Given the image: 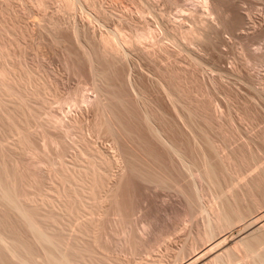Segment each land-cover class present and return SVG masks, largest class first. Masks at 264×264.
Listing matches in <instances>:
<instances>
[{"label":"rangeland","instance_id":"rangeland-1","mask_svg":"<svg viewBox=\"0 0 264 264\" xmlns=\"http://www.w3.org/2000/svg\"><path fill=\"white\" fill-rule=\"evenodd\" d=\"M78 1L76 0V3ZM206 1L208 2L206 3L203 0H135V2L134 0H89L88 3L90 2V4L87 5V0H83L79 1L82 3L75 4L74 10L64 12L59 8L61 5L60 0H0V13L2 12L0 14V22L2 24H0L3 25L4 22H8L7 24L10 28L15 24L16 26H14L17 28L14 27L13 30L18 33L21 32L20 35L24 31L26 34L28 33V37L23 40L12 29L10 30L12 32L7 34L8 37L6 36V38L8 40L9 38L13 39V41L9 40L13 43L10 50L13 49L15 55L11 52L12 56L8 60H13L12 62L14 63L10 60L8 62L6 59L7 65L11 66V64L14 65L19 62V64L24 66H22L24 69H31L30 72L33 70L34 74L37 73L35 74L36 78H40L41 80H39L43 81L50 90L45 99L47 101L43 99L44 102L41 98L40 101L37 96H30L32 97L30 98L25 94L30 92L25 91L29 85L23 89L24 91L19 89V93L25 92L23 95L29 98L26 99L24 97L26 99L25 103H28V105L25 104L26 109L23 112L28 119L25 115L23 117L22 112L13 111L14 105L12 103L13 106H9L11 104L6 105L9 106L11 111L8 107H3L9 109L3 111L5 113L9 111L6 115L10 116L14 113L12 118L16 117L14 119L17 124L19 122L18 125L25 118L28 122L26 125L25 120L21 123L22 126L24 123V127L28 126L29 128L25 127L27 131L24 130V135L26 134L27 138H23L25 143L22 149H24V152L20 149L18 151L20 155L13 152L14 149L11 148L15 143L17 144L18 138L16 137H19L18 134L10 131L9 126L8 128L6 127L8 123H3V120H0L2 121L0 122V140L3 141L6 138L4 144L7 147L3 146V150L0 149L5 152V155L1 152L3 162L9 165L7 166L9 171L13 172L14 170L15 174H18L17 178L15 175L16 182H18L16 183L18 184V192L20 190L19 194L23 195L22 197L27 204H30L32 209L35 208L33 209L35 213L33 216L36 217L35 215H37L38 219L39 217L41 218L40 224H42V227L45 228L48 225V221L43 217H47L46 214L49 211H53L55 206V204L54 206L52 205L51 209L49 206L44 208L42 207L44 205H41L42 202L49 196L50 199L48 198L47 201L54 199L55 201L57 200V204L59 200V203H61L62 199L60 196L65 198V193L73 195V190H75L69 182H61L62 180H60L56 171L65 165H68L67 167L69 168H77L75 165L81 163L78 159H82L81 161H83L84 165L89 161V154L86 153L87 151L83 147L84 144H82L84 142L80 140L82 138H85V141L88 142V145H91L90 147L93 150L96 149V152L100 151L98 153H102L107 158L109 156V160L113 161L111 163L112 168L110 167L109 169L110 174L106 182L107 185L105 184L104 189L101 191L102 197H107L105 199V201L107 200V207L111 211H120L128 221L132 220V218L135 223L138 221L139 224L136 223L137 226L140 225L138 227L142 226L141 224H143L144 220L142 215L149 209L161 212L165 208L183 205L186 201V196H194V188L197 184L198 188L200 186L199 189H205V198H211L210 195H212L211 192L213 191L207 190L205 183L196 184L194 177L183 166L184 159L187 157L186 162L188 165L193 162L194 168L202 166L201 161L204 163L208 159L211 165L213 164V168L215 167V170L218 169V159L205 144L206 138L211 139L210 141L214 143L217 155L227 160L226 168L228 167L229 170L227 169V173L224 171L226 175L216 170L217 174L222 175L219 178L220 182H228L227 184L229 185L231 184L229 182L237 178L236 181L238 185L240 184V189L238 190L241 193L238 192V194L241 199L244 197L242 206H249L246 204L252 199L251 202L255 201L264 206V184H262L264 182V0ZM40 2H43L44 6ZM91 4H93V8L90 7ZM145 5L150 7L151 10H146L147 7ZM95 7L99 9L97 10ZM139 8H143L141 11H144V13H141ZM144 8L146 9L144 10ZM94 9L99 13L101 11L102 14H97L98 12H95ZM100 16L102 17L100 18ZM195 18L197 19L194 20ZM10 22H13V24ZM144 26L152 29L153 32L156 31L154 32L156 33V36L154 34L155 43H153V39H146L147 41L141 40L140 44L136 43V46L132 42L135 47L130 46L133 48H130L129 44L125 46V40L129 41L131 34L134 38L139 27L142 29ZM191 27L196 29V31L194 30L195 33L199 31L198 35L196 34L194 37H203L200 38L201 40H197V38H193V41L184 40L179 37L180 44L173 42L174 45L171 43V39L168 38L169 41L166 39V35L169 33V30H166L168 28L171 30L177 28L176 33L180 36V33L185 31L184 29L187 31ZM163 30L167 32H165L166 35ZM178 30L180 32H177ZM77 31L79 35L75 33ZM109 31L110 34L108 33ZM112 31L118 33L121 38L123 37L121 34L124 35L122 40L121 38H118L119 41L117 38L115 39L117 44L125 43L122 46L123 48L121 47L124 49L122 51L126 52L123 55L124 57H121L122 54H117L118 57L114 56L110 51L106 52H110L108 54L110 56H108L103 52L104 48L101 46L103 45L101 40L105 36L111 35ZM126 35L129 37H126ZM17 37L18 40H21L19 45L14 43V39L17 40ZM125 37L127 39H124ZM123 39L124 43H121ZM194 39H196L195 42ZM189 41H192L191 44ZM159 44L161 46L166 45V49H164L168 52L164 51V53L162 51L164 50L163 47L161 48ZM85 51L88 53L91 51V54L94 53L92 56H94L95 61L94 58L92 61L95 63L91 62V64L89 62L86 54H84L87 53ZM100 51L107 56L104 57ZM153 51L154 53H152ZM94 65L95 76L97 77L99 73H105V82L104 80H99L101 83H97V80H95L97 78L94 77ZM173 69L174 71H172ZM173 74H176L175 77ZM94 84L100 85L101 91L105 92L102 97L104 102L106 101L109 105L105 103L106 107H109L107 110L109 109L108 111L113 115L111 116V118L113 117L112 121L117 123L115 129L118 128L115 130V135L118 140L115 139V135L112 136L102 129L101 133L100 130L98 132L96 131L97 129L95 130L97 120L100 122L101 119L97 115L98 111H95L97 108L94 107L97 99L94 96H99L96 93L97 90L94 89ZM30 86L32 87V85ZM165 88L167 90L170 89V92L177 91L172 93L176 94V96L174 95L176 100L179 98L178 103H175L177 101L173 100L172 97L169 98L170 92L165 90ZM26 90L32 91L31 88ZM139 93L144 94L143 101L141 100L143 95ZM183 96H185V99ZM84 97H88L89 102L95 99L94 103L92 101L94 106L87 103L88 100L86 102L80 101ZM145 98H147L149 104ZM62 99L67 100V106L65 102H61ZM171 99L175 102L173 103ZM11 101L13 100L11 99ZM42 102L44 103L42 104ZM143 102L147 103V107L152 110L149 109L150 113L154 112L152 121L154 120L155 123L149 126L152 127L151 129L157 128L160 131L159 134L162 135H159V138L152 133V130L148 128L149 126L143 120L144 112L142 111H145ZM185 105L187 111H185ZM174 106L177 107L174 108ZM28 108L29 111H27ZM34 113L35 116H33ZM75 122H77L78 126L76 125V127L78 129L71 127V123L76 124ZM6 128L12 133L11 135L9 133L10 138L9 136H5V138L1 136L2 131ZM118 144L122 148H118ZM170 144L179 149V154L183 155V157L182 155L180 156L181 159L184 158L183 161L179 159V155L173 153L170 149ZM117 148H121L124 151V156L120 152L122 150ZM82 151H86L85 155L82 154ZM210 153L213 155H210ZM205 157L207 158L205 159ZM197 163L198 166H195ZM129 167L134 169V171L136 169L141 177H131L129 175ZM17 171L18 173H16ZM232 176L234 179H231ZM221 179H227V181ZM258 181L260 183H256ZM246 185H249V187ZM237 188L239 187H236L235 190ZM248 195L250 196L248 197ZM56 197L58 198L56 199ZM244 199L245 201L243 202ZM249 199L251 200L249 201ZM59 205L62 206L61 204ZM40 206L41 208H39ZM5 207L0 203V217H2L0 221L4 220L3 222L9 225V228L6 225L7 229L12 230V232L16 228L14 230L18 233H15L18 236L14 234L15 237L21 236L18 239L24 240L25 242H23L25 244L28 243L27 245L30 246L31 241H33L31 233L25 229L26 227L24 228L21 220H18L19 216L13 211L9 213V210ZM58 209L57 206L56 210ZM130 214L131 218L128 216ZM136 217H138V220H135ZM37 218L35 219L38 221ZM139 218L141 219L139 220ZM44 220L47 225L43 224ZM139 221H142V223ZM77 224L76 222L71 225L78 227ZM107 224L112 235H114L113 228L118 230L120 227L118 224H114L119 226L115 227L111 223V228L110 223ZM73 226V230H71V226L66 229L68 231L64 232L65 235L68 232L73 233L75 229ZM76 230L75 236L79 234L78 228ZM120 230L121 227L118 231ZM101 231L100 241H102V236L105 233L103 230ZM118 231L115 232L119 233ZM176 231L174 234L169 235V241L179 240L178 237L184 234L180 226H178ZM5 233H8V230ZM179 233H182V235H179ZM12 234L8 233V235L12 236V239H15ZM70 234H67L68 236L62 235L63 241L65 240L66 242L67 239L69 244H71L70 242L74 243L73 239L75 238L73 234H71L73 238L70 237ZM112 235L111 233L110 235L108 234V236ZM79 236L81 239L83 235L80 234ZM108 236L104 234L105 243L102 241L100 243L102 246L107 243L110 246V242L106 241ZM77 238H79L78 235ZM84 238L86 240V236ZM84 238L82 237L80 241L82 244ZM74 240L75 243L79 242L76 238ZM80 242L78 245L79 249H81L80 251L84 252V249H86L87 252H84V256L86 254L85 257L80 253L79 255L82 257L77 258V262H80L79 260L81 259L83 263L90 261V264H96L98 261L95 260V258L97 259L95 256L98 254L96 255L95 253L97 252L93 250L88 252L87 249H90L91 244L87 248L88 245L86 244L88 243H85L90 241H84L86 245L83 247L84 251L82 250L84 244L82 245ZM75 243L74 246L77 248ZM36 246L35 248L33 247L35 254L38 257L42 254L40 256L42 259L43 253L41 252L43 250L37 246L39 247L38 249ZM202 250L184 264H205L214 256L218 249L211 246ZM95 251H97L96 248ZM91 253L93 256L95 255L92 259L97 261L96 263L91 261L92 259L89 257L92 255ZM87 254L91 255L88 256ZM2 256L4 259L0 262L3 263L4 260V264H15L7 253ZM38 257L37 260H39ZM83 257H87V260L82 259Z\"/></svg>","mask_w":264,"mask_h":264},{"label":"bare ground","instance_id":"bare-ground-1","mask_svg":"<svg viewBox=\"0 0 264 264\" xmlns=\"http://www.w3.org/2000/svg\"><path fill=\"white\" fill-rule=\"evenodd\" d=\"M79 1H83V0H79ZM79 1H78V3H82ZM88 1L89 0H87V3H88ZM203 1L206 3L208 2L206 0H203ZM60 2H61V5L59 8L61 11H64V12L65 11L69 12V11L74 10L73 8H74L75 4H78V3H76V0H60ZM134 2H135V0H134ZM40 4L43 5L44 3L40 2ZM89 4H90V2L87 5H89ZM92 6H93V4H91L90 7H92ZM145 7H147V9L144 8V10L145 9L148 11L151 10L150 7H148L146 5H145ZM95 9H97V7H95ZM141 9L143 10V8H141ZM141 9H140V11H141ZM152 9H154V8H152ZM207 9H208V7H207ZM95 12H98V11L95 10ZM138 12H139V10H138ZM141 13H144V11H141ZM97 14L101 15L102 13L100 11V13L98 12ZM0 17H1V15H0ZM101 17L102 16H100V18ZM146 17H147V15H146ZM196 19L197 18H195L194 20H196ZM159 21H158V23H159ZM4 23H6V24H4ZM4 23H3V25H1L2 23L0 24V26H1L0 27V120H3V123H8V125L6 127L8 128V126H9L10 131H13V133L15 132V134L16 133L18 134L19 137H16V138H18L17 144L15 143L16 146L14 145L11 148L14 149V150L12 149L13 152L19 153L18 151H20V149L22 151L24 150V149H22L24 146V143H25V142H23V138L26 137L25 136L26 134L24 135V133H25L24 130L27 131L25 127H27V129L29 128L28 126L24 127V123H23V126L21 125V123L24 122V120L27 118L25 113L23 114L24 109H26L25 106L28 105V103L27 104L25 103L26 102L25 100L29 99V98H26V97L27 96H29V97L30 96H32V97L37 96V97H39L38 98L39 100H40V98L42 100L43 99L45 100L46 96L49 94L48 91H50V90H49V88H47L48 86H46L45 83H43V81L42 82L40 81L41 80L40 78H36L35 74H37V73L34 74L33 70H32V72H30L31 69H29V70L24 69L23 68L24 66L22 64H19V62H17V60H15L17 62L14 64L15 66L11 64V66H14V67L7 65L8 63L6 62V59L8 62H10L11 60L9 59L10 60L9 61L8 58H10L12 56L11 52H13V49L10 50L13 43L10 42L9 40L13 41V39L9 38V40H8L6 38V36L8 37L7 34H9V32H12L10 30L11 29L13 30L16 25L13 24V22L12 23L10 22L11 24H13V27L10 28L7 24L8 22H4ZM10 23H9V25H10ZM170 23H172V22H170ZM145 26L142 29H140V27H139V30L135 33L134 38L132 37V34H131L130 39L128 38L129 41L125 40V43H126L125 46H127V44H129V47L133 48L132 46H134V45L132 44V42L135 43V46H136V43L138 44L141 40H146V39H148V40L153 39L154 40V37L156 36V33H154V32H156V31L153 32L152 29L147 28ZM173 26H174V24H173ZM193 26H194V24H193ZM163 27H164V25H163ZM15 28H17V27H15ZM195 28H197V27H195ZM195 28L191 27L190 30H187V31H186V29H184L185 31H182V33H180V36H179V34L177 35V33H176L177 28L175 30L174 29L171 30L169 28L166 29V30H169V33L167 34V35H169V37H167V35H166L167 32L164 30L163 31H164V33L166 32L165 33L166 39H168V38L171 39L170 40V41H172L171 43L175 42V43L180 44V42H179L180 38L179 37L183 38L184 40L188 39V40H192V41H193V38L198 37V36L194 37V35L195 36H196V34L198 35V32H199V31H197V33H195V31H196ZM163 29H165V28H163ZM13 31L15 33L16 30H13ZM114 31L111 32L112 33L111 35H107L101 40V42L103 44L101 46H103V48H104L103 52L106 53L107 51H110L112 54H114V56L116 55L118 57L117 54H119V55L122 54L121 57H124L123 55L126 52L122 51V50H124V49H122L123 48L122 46L125 44L124 39H127L126 37H129V36L126 35V37L123 39V42H121L124 44H117L115 39L117 38V40H118V38H121V37H119L120 35H118V33H115V32H118L117 30L115 32ZM119 32L121 33L120 30H119ZM177 32H180V31L178 30ZM20 33L17 32L16 35L18 36V35H20ZM75 33L78 34L79 32L77 31ZM108 33L110 34V31ZM122 33H124V32H122ZM154 34H155V36H154ZM27 35H28V33L26 34L24 31L22 33V35H20V37L23 40V39H26V37H28ZM121 36L124 37L123 34H121ZM20 37H19V39H20ZM131 37H132L133 41H131L132 40ZM161 37H163V36H161ZM122 38H121V40H122ZM200 38H203V37H200ZM200 38H197V40L198 39L201 40ZM169 39H168V41H169ZM19 41H21V40H18V37H17V40L14 39L15 44L19 45L21 43ZM195 41H196V39H194V42ZM191 42L189 41L190 44H191ZM118 43H120V42H118ZM153 43H155V40ZM178 44H176V45L178 46ZM130 45H132V46H130ZM150 46H152V45H150ZM165 46L166 45H162L161 48L163 47V49H164ZM158 49H159V47H158ZM165 49L162 51L163 52L165 51L167 53L168 51H166ZM158 51H160V50H158ZM85 52H87V51H85ZM90 52L89 53L87 52L84 54H86L87 59L91 63V62L95 61V58H94V56H92V54H94V53L91 54ZM103 52H101V53L104 57L107 56L108 54H110V52H108V53H106L107 55H104ZM152 53H154V51ZM13 55H14V52H13ZM108 56H110V55H108ZM12 58H15V57H12ZM93 58H94V61H92ZM105 61H107V60H105ZM12 63H14V62H12ZM20 63H22V62H20ZM16 64H18V65H16ZM170 65H172V64H170ZM172 71H174V69ZM94 72H95V65H94ZM168 72H170V71H168ZM95 74H96V72L94 73V77H96ZM173 75L175 77L176 74H173ZM96 78L97 79H95V80H97V83L100 82L99 80H101V81L104 80V82H105V80H106L105 73L97 74ZM171 79H172V77H171ZM96 84H94L95 85L94 89L97 90L96 93L99 96L98 97L94 96L95 99L97 98L96 101H95V99L94 100L91 99L93 101V103L95 101L94 105H96V106H94L92 104V101L89 102V100L87 99L88 97L87 98L84 97V99L81 98L83 100H80V101L86 102L88 100L87 103H90L94 107L97 108V110H95V111H98L97 115H98V117H100L101 120L99 119L100 122L97 120V123L95 124V130L97 129L96 130L97 132H98V130H100V133L103 130L106 133H109L112 136H114L116 134L115 130L118 128L117 127L115 129V127L117 126L116 125L117 123H116V121H114V122L112 121L113 117L111 118V116H113V115L111 112L108 111L109 109L107 110V108H109L108 107L109 105L106 103V101L104 102V100H103L104 98L102 96L105 92H102L101 91L102 88H99L100 85L97 86ZM27 85H29V86L32 85V87L31 86L29 87ZM26 86H27V88H26ZM33 87L35 88L34 90H33ZM176 87H174V88H176ZM25 88L26 89L31 88L32 91L26 90ZM19 89H21L20 91L25 89L26 92L30 91L31 93L30 92H28V93H25V92L21 93L20 92L19 93L18 92ZM165 90H167V89L165 88ZM169 90H167V91H169ZM172 92L175 93L177 91H172ZM172 92H170V94L168 93L169 98L172 97L173 100L175 99V101H177V102H175V101L174 102L178 103L179 98L176 100V97H174V95L176 96V94H173ZM24 93L27 96L26 95L24 96L23 95ZM179 94H182V93H179ZM140 95H143L142 97L140 96L141 100L143 101L144 94L142 93ZM24 97L26 99H24ZM32 97H30V98H32ZM183 97L185 99V96H183ZM7 98H9V99L7 100ZM11 99L13 101H11ZM145 99L147 102V98H145ZM173 100L171 99L172 102H173ZM45 101H47V100H45ZM62 101L65 102V105H66L67 100L62 99L61 102ZM44 102H42V104ZM11 103L14 105L13 111H16V112L19 111V113L22 112L21 114H23V117H24V115L26 117L25 119L23 118L24 120L20 123L21 126L18 125L19 122L17 124V122L15 121L14 118H16V117L12 118L14 116V113H13V115L9 114L11 116L10 117V116L6 115V114H8L9 111L7 113L3 112L4 110H9L10 109L9 106H13ZM105 103L108 105L107 107H106ZM147 103L143 102V105L145 107V111L143 110L142 112H144L143 120L149 126L155 122H154V120L152 121V118L154 117V116L152 117V115L154 114V112L150 113V111H149L150 108H148L147 107L148 105H146ZM9 104H11V105H9ZM6 105H9V106H6ZM5 106L8 107L9 109L8 108L5 109L6 108ZM3 107H5V108H3ZM176 107L174 106V108H176ZM185 107H186V105H185ZM30 110H32V109H30ZM10 111H11V109H10ZM27 111H29V108ZM185 111H187V107H186ZM12 112H11V114H12ZM4 113H5V115H4ZM19 113H17V114H19ZM110 113H111V115H110ZM31 114H33V113H31ZM30 116H28V117H30ZM33 116H35V113ZM139 116H141V115H139ZM156 116H157V114H156ZM158 116H159V114H158ZM17 118H18V116H17ZM141 119H142V117H141ZM4 120H6V122H4ZM56 120H57V118H56ZM158 120H159V118H158ZM18 121H19V119H18ZM0 122H2V121H0ZM26 122L27 121L25 120V125L28 124V122L27 123ZM75 123L76 124L71 123V127L78 129V127H76L77 122H75ZM62 125L64 126V124H62ZM22 127H24V128H22ZM65 127H66V125H65ZM7 128L4 129V131H2L3 133L1 136L3 138H5V136H9L10 131L7 130ZM148 128L151 129L152 127L149 126ZM151 130H152V133H154V135L158 138H159V135L160 136L162 135V134H159L160 131H158L157 128L156 129L154 128ZM11 134L12 133H10V135ZM78 136H79V134H78ZM200 136L202 137V135H200ZM9 138H10V136H9ZM117 138L118 137H116V135H115L116 140H118ZM160 139H161V137H160ZM206 139H205V142H206L205 144L207 145L208 149L213 154L216 155V157L218 159V163H217L218 166L216 164V166L218 168V169H216L217 172L219 171L221 174H223L225 171V173H227L226 172L228 169V167L226 168L227 160H224L222 157H219L216 153L217 149H216L214 143H212V141H210L211 139L210 140H209V138H206ZM4 140L3 141L0 140V149H2L3 146H5ZM80 140H82L81 142H84L82 144H84L83 147L87 151V152L82 151L83 152L82 154L85 155V152L88 153L89 156L88 155L87 156L90 157V158H88L89 161L87 162L86 165H84L83 161H81L82 159H78L81 163L78 164L76 161L77 164L75 166H77V168L76 167L74 168L71 166L73 168V170H72V168L67 167L68 165L67 166L65 165L66 168H65V166H63V167H61V169L56 171L59 174V175L57 174L58 177L60 178V180H62L61 182H63V181L69 182V184H71V186L73 185V188L75 190H73L74 193L71 192V193H73V195L71 193H70L71 195H67L65 193V195H66L65 198H64V196H60V194H61L60 193L59 196L62 199L61 203H59L60 202V200H59L58 204H57L56 203L57 200L55 201L54 199L47 201L49 196L47 197V199L45 201L42 202L41 205H44L42 207L45 208V207L49 206L50 209L55 204V206L53 208L55 211L52 209L53 211H49L48 214H46L47 217H45V216L43 217L44 219H46L48 221L47 222L48 225H47V223L45 224V220L43 221L44 222L43 224L47 225V226H45V228L42 227V224H40L41 218L39 217V219H38L37 215H35L36 217L33 216V214H35L33 212V209H35V208L32 209L30 207L31 205L27 204L25 199H23V197H22L23 195H21V193L19 194L20 190L18 192V187H17L18 184H16V183H18V182H16L17 181L16 178H17L18 174H15L14 170H13V172L8 170L9 167L7 168V166H9V165H6L7 163L5 164V162H3L2 153L4 154L5 152H2L3 149L0 150V203L3 204V206H6L5 208L7 210H9V213H12V211H13V213L15 212L19 216L18 220H21V222L24 225V228L26 227L25 229L29 233H31L32 238H33L32 239L33 241H31L30 246L27 245L28 243L25 244L24 240L18 239L21 236L18 238L15 237V235L18 233H16V231L14 230L16 228H14V229L12 228L14 225L12 224L13 226L10 227L13 229V232H12V230L7 229L6 225H8V224L3 222L4 220L3 221L1 220L0 221V261H2V259H4V257L2 255L7 253L11 257V261L15 264H81V263H83L82 262L83 260L81 261V259H80L79 260L80 262H77L78 259L82 257L79 254L81 253V255L83 254V256H84V252H87V251L83 247L88 245L87 246V248H88L89 244H91L93 249L90 246L91 250L89 248L87 250H88V252H90L92 250L94 252H97L95 254L96 255L98 254V255L97 256L94 255V256L97 257V259L95 258V260H97L98 262L94 261L92 259V257H94L92 254L93 252L91 253L92 255L91 254H87V255L88 256L91 255V256H89V257H91L90 259H92L91 261L92 262L94 261L95 263L97 262L98 264H184L188 260H190L194 256H196V254H198V252L200 250H202L203 248L206 249V248L211 247V246H213L214 248H217L218 250L216 251V253L214 254V256L211 259H209L207 262H205V264H264V206L256 203L255 201L251 202L253 200L252 198H251L252 200L249 199V201L250 200L251 201L248 204H246L249 206H245V207L242 206L244 204V203H242V199L244 198L243 197L244 194L242 196L243 198L241 199V197L238 194V192L240 193V191L238 190V189H240V184L238 185V183L236 181L237 178L234 179L232 176L231 179H234V181L232 180L231 182H229V183H231L229 185L227 184L228 182L222 183L219 180V178H221L222 175L219 173L217 174L216 170L214 169L215 167L213 168V166H212L213 164L211 165V163L208 159L206 161L204 160L205 161L204 163H203V161H201L203 164L202 166L199 167L198 163H197V165H195V166H198V167L194 168L193 162L191 165L190 164L188 165V163L186 162L187 157L185 159L183 158L184 161L187 163L186 164L185 162L184 163L182 162L183 166L185 167L186 171L190 172L189 174H191L194 177L196 184L201 183V182L205 183V186H207V190L213 191V192H211L212 195H210L211 198L209 197V199L208 198L206 199L205 195H204L205 189H202V188L199 189L200 186L198 188L197 187L198 184H197V186L195 185L197 188L196 187L194 188L195 189L194 196L193 195H192V197L186 196V201L183 205L174 206L172 208H167V209L165 208L164 210H161V212L159 210L149 209V211H146L142 215L143 219H144L143 224H141L142 226L138 227V226H140V225L137 226V224H139L138 221L136 222L137 223L136 224L133 218H132V220L128 221L124 218L125 215L123 216V213H120V211H111V209L109 207H107L108 206V204L106 202L107 200L105 201V199H107V197L103 198L102 197L103 195H101V191L104 189L103 187H105V184L109 178V174H110L109 169H110L111 163L113 161L111 159H110L111 161L109 160V156L107 158V157H104L105 155H103L102 153H98L100 151L96 152L95 151L96 149L93 150L90 147L91 145L87 144L88 142L85 141V138L84 139L82 138ZM24 141H26V139H24ZM118 142H115V143H118ZM11 144H13V143H11ZM11 144H9V145L11 146ZM26 145H28V144L26 143ZM117 147L119 148V147H121V145H119ZM5 148H7V147L5 146ZM120 149H118V150H120ZM170 149L173 151V153L179 155V157L182 155V154L181 155L179 154V152H180V151H178L179 149L174 147V145H171ZM23 152H21V153H23ZM120 152H122V154L124 153L123 150ZM82 154H80V155L82 156ZM213 154L210 153V155H213ZM18 155H20V153ZM87 156H86V158H87ZM123 156H124V154H123ZM182 157H183V155H182ZM206 158L207 157H205V159ZM179 159H181V157ZM183 159H181V160L183 161ZM62 164H61V166H62ZM194 164H196V163L194 162ZM231 172H232V169H231ZM16 173H18V171ZM136 173H137L136 169H135V171L132 168L129 169V175L131 177L136 178V177L140 176L139 173H137V174ZM15 175H16V178H15ZM221 180H224V179H221ZM225 180L227 181V179H225ZM259 181L256 183H260ZM160 182H161V180H160ZM262 184H264V182ZM256 185H258V184H256ZM236 187H239V188H237L235 190ZM247 187H249V185ZM258 188H260L259 185H258ZM263 192H264V190H263ZM237 194H238V196H237ZM249 196L250 195H248V197ZM51 197H53V196H51ZM60 197H59V199H60ZM57 198L58 197H56V199ZM244 201H245V199L243 200V202ZM53 202H55V203H53ZM59 204H61L62 206H60ZM57 206L59 208L58 210H56ZM60 207H62V208H60ZM30 208L32 211L30 210ZM39 208H41V206ZM50 209H48V210H50ZM36 214H37V212H36ZM38 214H39V212H38ZM6 215L8 216V214H6ZM42 215H43V213H42ZM159 215H161V216H159ZM128 216H130V218H131V214ZM140 217H141V215H140ZM0 218H2V217H0ZM7 218H9V217H7ZM35 218H37L39 222ZM136 218H135V220H138V217H136ZM140 219L141 218H139V220ZM79 221H81V222H79ZM76 222L78 223L77 224L78 227H74L73 225H71V224H74ZM107 223H110V225H111V223H112V225L118 224L121 227V230L118 231L120 229V227L118 225H116V226L114 225L115 227H119V229L117 230L116 228H113L114 229V231H113L114 235H112V232H110L111 230H109L110 227H108L109 225ZM140 223H142V221ZM106 224H107V226H105ZM112 225H111V228H112ZM16 226H17V224H16ZM69 226H71V230H73L72 226L75 229L78 228L79 234H77V235L79 238H77V235L76 236L74 235L77 232V230L75 231V229H74L73 233L68 232L67 234H70V233L73 234V236L77 240L80 239L79 235L82 234L83 238L86 236V240L90 241V242H85V243H88L85 245L84 241H86V240L84 238V241H83L84 245H83L80 242L82 237L80 240H78L83 245L82 250L84 249L85 250V251L83 250L84 252L80 251L81 249H79V247H78L79 242L77 241L78 243H75V240H74L75 238L73 239V241H74L75 245H77V248H76V246H74L73 242H70L71 244L73 243L71 246V244L68 243L67 239H66L67 243L65 242V240L63 241L62 235L63 234L65 235V233H66L65 231H68L66 229H68ZM178 226H180L181 230L184 231L183 232L184 234L182 235V233L181 234L179 233V235H182V236L178 237L179 240L175 241L174 239H172L175 242L169 241V238H168L169 235L174 234V232L177 230ZM106 227H108L107 230H105ZM8 228H9V225H8ZM3 229H5V230H3ZM6 230H8V233H11V234L13 233L12 235H13V238L15 237V239H12L11 238L12 236L8 235V233H5ZM101 230H103V231L105 230L104 231L105 233L104 232L103 233L107 236H108V234L110 235V233H111L112 236H108L107 237L108 240H106V238H105L106 241L110 242L109 243L110 246L108 245L107 242H106L107 244L104 246H102V244H100V243H102V241H104V234L102 236L103 237L102 241H100L101 235H102ZM108 230L110 233L108 232ZM115 231H118L119 233H117ZM107 232H108V234H106ZM6 235H8V236H6ZM16 236H18V235H16ZM73 236L71 235L70 237L73 238ZM8 237H10V238H8ZM69 240L71 241L70 238H69ZM104 243H105V241H104ZM35 245L42 248L41 249V250H43V252H41V253H43L42 259L40 257L42 254H40L39 257H38V255L36 256V254H35L36 252L34 250ZM39 247H37V248L39 249ZM80 247H81V245H80ZM95 248L97 249V251H95ZM4 252H6V253H4ZM85 256H86V254H85ZM37 257L39 260L40 259L41 260L40 261L37 260ZM84 257L82 259L87 260V257L86 258H84ZM210 257H211V255H210ZM86 260H85V262H86ZM89 262L87 261L86 263L90 264L91 262L90 263ZM1 263L2 262H0V264ZM86 263H83V264H86ZM2 264H4V260H3ZM92 264H94V263H92Z\"/></svg>","mask_w":264,"mask_h":264}]
</instances>
